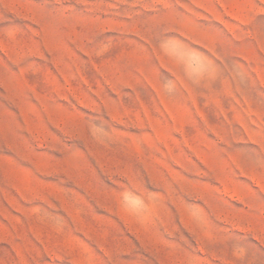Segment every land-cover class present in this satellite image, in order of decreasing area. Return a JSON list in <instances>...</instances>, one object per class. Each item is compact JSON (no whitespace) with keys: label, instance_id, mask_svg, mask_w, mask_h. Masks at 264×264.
Wrapping results in <instances>:
<instances>
[{"label":"rangeland","instance_id":"obj_1","mask_svg":"<svg viewBox=\"0 0 264 264\" xmlns=\"http://www.w3.org/2000/svg\"><path fill=\"white\" fill-rule=\"evenodd\" d=\"M0 264H264V0H0Z\"/></svg>","mask_w":264,"mask_h":264},{"label":"clouds","instance_id":"obj_2","mask_svg":"<svg viewBox=\"0 0 264 264\" xmlns=\"http://www.w3.org/2000/svg\"><path fill=\"white\" fill-rule=\"evenodd\" d=\"M161 49L180 63L185 70V76L193 83L209 76L214 70L207 56L179 39L169 38L161 41ZM164 86L167 92H171L175 84L174 81L167 80L164 81ZM121 206L126 212L138 218H142L150 211L149 201L132 189L123 192Z\"/></svg>","mask_w":264,"mask_h":264}]
</instances>
